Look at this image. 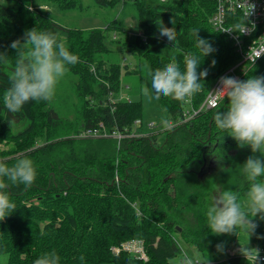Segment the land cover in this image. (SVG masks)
Listing matches in <instances>:
<instances>
[{"label":"trees","instance_id":"trees-1","mask_svg":"<svg viewBox=\"0 0 264 264\" xmlns=\"http://www.w3.org/2000/svg\"><path fill=\"white\" fill-rule=\"evenodd\" d=\"M45 2L61 9L78 6L77 0H0V161L12 166L28 158L37 173L31 187L9 183L6 189L17 207L0 221V264H34L51 251L60 256V264H172L171 259L180 256L179 239L194 246L201 263L248 264L240 249L219 260L216 248L225 238L231 244L248 235L238 230L236 235L213 236L206 220L208 196L215 185L240 197L248 190L243 164L253 155L251 149L239 147L214 123V114L226 111L229 101L225 97L216 107L182 121L183 111L199 107L218 75L238 59L230 40L210 23L215 2L122 3L121 10L134 8L137 33L125 37L121 51L143 58L153 71L163 68L173 55L183 71L185 54L199 55L193 30H199V37L215 49L201 57L198 71L207 69L208 75L200 93L186 102L157 101L175 123L158 134H150L139 100L116 97L121 67L102 58L111 52L104 43L106 32L120 30V21L114 19L104 29L66 27L44 12L48 6L39 4ZM95 2L102 7L120 4V0ZM163 26L176 29L178 50L160 35ZM33 28L58 34L79 57L70 66L80 100L73 120L60 117L49 102H30L17 114L4 106V94L20 59L11 45L18 40L24 43L25 33ZM252 76H264V55L247 66L240 80ZM136 119L141 120L138 127L133 125ZM100 123L107 131L141 136L118 144L113 138L77 137L84 128ZM253 222L257 227L249 241L264 248V239L258 238L264 237V220L253 218ZM131 240L142 242L145 261L124 250L112 251Z\"/></svg>","mask_w":264,"mask_h":264},{"label":"clouds","instance_id":"clouds-1","mask_svg":"<svg viewBox=\"0 0 264 264\" xmlns=\"http://www.w3.org/2000/svg\"><path fill=\"white\" fill-rule=\"evenodd\" d=\"M249 5L251 12L255 5ZM198 33L199 30H193L192 35L199 55L185 54L183 71L175 55L163 68L153 71L145 65L151 77V87L147 84L143 87L148 104L161 98L186 102L203 90L208 70L198 71L202 64L201 57L204 59L215 49L211 43L200 38ZM160 35L167 37L173 44L172 49H179L180 42L174 27L163 26ZM11 47L17 50L20 57L10 78V87L3 97L4 106L11 114L21 113L30 102L50 103L60 80L70 71V66L79 62V57L69 51L62 37L37 28L25 33L24 43L14 41ZM25 52L27 60L24 59ZM215 63L213 60V66ZM219 83L220 87L211 94L218 100L227 97L229 107L226 111L214 114V123L218 130L234 139L239 147H249L253 155L243 164V172L248 181L246 199L241 201L239 194L231 190L222 192L206 210L207 227L214 235H236L239 230L248 235L249 241L257 227L253 218L259 216L264 220V159L255 155L259 153L264 157V76H252L246 81L221 77ZM159 123L162 129L171 127V121L166 115H161ZM36 176L33 162L28 158L18 159L12 166L0 161V221L12 215L17 207L6 191L9 183L22 184L28 188L34 184ZM178 247L181 255L179 264H199L184 245L178 244ZM216 248L224 252L225 243L217 244ZM240 252L248 264H259L258 248L246 246L240 248ZM34 264H60V256L55 251L47 252L36 259Z\"/></svg>","mask_w":264,"mask_h":264},{"label":"rangeland","instance_id":"rangeland-1","mask_svg":"<svg viewBox=\"0 0 264 264\" xmlns=\"http://www.w3.org/2000/svg\"><path fill=\"white\" fill-rule=\"evenodd\" d=\"M76 7L68 9H61L56 3L49 2L39 5H47V9L44 10L49 16H51L60 25L78 28L82 30L88 29H104L108 22L114 19L117 22L120 21V30L109 29L106 32L104 39L105 45L111 51L110 54L103 55L102 58L113 63H118L121 67V80L120 91L116 97L123 99H129L131 101L139 100L143 107V118L149 121H160L161 115H164L157 101H153L151 104L146 102L143 94V87L145 84L151 87L150 76L147 74L145 65L149 67V64L143 58H137L131 54L121 51V44L125 41V37L131 34L137 33L136 28V13L132 6H127L124 10L120 9V5L114 7H102L99 6L95 0H77ZM77 77L70 71L60 80L56 88V94L53 100L50 102L51 106L60 117L64 119H74L77 113V107L80 100L76 96L75 84ZM116 98V99H117ZM162 137V136H161ZM158 136L156 141L160 142L161 138ZM220 185H215L211 190L208 200L209 205L213 200L222 193ZM241 201L246 199V195L240 197ZM187 218L193 222V218L187 215ZM259 219V216L255 217ZM213 236H215L213 234ZM222 242L225 243V251H217V258L219 260L224 259L228 254H233L236 249L243 247L258 248L260 253L263 250V245L252 244L248 241L247 236H241L239 242H233L229 244L228 238H225ZM248 244V245H247ZM179 245H184L189 254L197 261H203L202 256L193 245L185 243L179 239ZM241 253V252H240ZM181 255L171 259L172 264H179ZM264 264V261L259 262Z\"/></svg>","mask_w":264,"mask_h":264},{"label":"built area","instance_id":"built-area-1","mask_svg":"<svg viewBox=\"0 0 264 264\" xmlns=\"http://www.w3.org/2000/svg\"><path fill=\"white\" fill-rule=\"evenodd\" d=\"M124 1L127 0H120V4H118L120 5V9ZM159 1L164 2L167 0ZM213 1L215 2V10L210 17V23L215 30L220 31L230 40L238 59L218 75L199 107L183 111L182 121L184 122L190 121L198 112L214 108L219 104L221 100L215 98L211 93L220 87L219 81L221 77H235L240 80L247 70V66L254 64L264 55V0ZM249 4L255 5L254 10L251 12ZM43 8H46V6H43ZM119 99L123 98L119 97ZM125 100L128 101L129 99ZM111 101L114 102L117 99H112ZM140 124V119H136L133 122V125L137 127ZM146 126L152 129L151 131L153 132L150 134H158L165 130L162 129L160 123L157 121H148ZM173 126H175V123L171 122L170 128ZM139 136L141 135L136 132L121 133L114 129L107 131L102 123L94 128H84L77 135L80 138H113L117 141V144L122 139ZM120 250L127 251L143 261L147 259L140 240H131L122 243L119 247H112L114 253H118ZM237 251L239 249H236L234 253ZM262 261H264V248L260 253V262ZM199 264L204 263L199 262Z\"/></svg>","mask_w":264,"mask_h":264}]
</instances>
